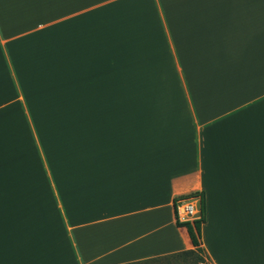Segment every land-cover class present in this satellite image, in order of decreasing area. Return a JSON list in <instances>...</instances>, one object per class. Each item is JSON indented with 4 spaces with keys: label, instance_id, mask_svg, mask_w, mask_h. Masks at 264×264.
<instances>
[{
    "label": "crops",
    "instance_id": "1",
    "mask_svg": "<svg viewBox=\"0 0 264 264\" xmlns=\"http://www.w3.org/2000/svg\"><path fill=\"white\" fill-rule=\"evenodd\" d=\"M188 194L211 264H264V0H0V264L192 249Z\"/></svg>",
    "mask_w": 264,
    "mask_h": 264
},
{
    "label": "trees",
    "instance_id": "2",
    "mask_svg": "<svg viewBox=\"0 0 264 264\" xmlns=\"http://www.w3.org/2000/svg\"><path fill=\"white\" fill-rule=\"evenodd\" d=\"M201 213L203 214V207H201ZM193 221H181L178 218L177 214V204H176V218H177V224L179 226H185L187 227L190 237L192 239V242L194 244V248L183 250L179 252H175L172 254H168L165 256H158L142 261L132 262L129 264H151L152 262H159L162 259L165 258H175L177 260H185V264H205L204 262L207 261L208 256L206 254L205 249L202 247L201 242V226L203 221V215ZM178 262V261H177ZM179 263V262H178Z\"/></svg>",
    "mask_w": 264,
    "mask_h": 264
},
{
    "label": "rangeland",
    "instance_id": "3",
    "mask_svg": "<svg viewBox=\"0 0 264 264\" xmlns=\"http://www.w3.org/2000/svg\"><path fill=\"white\" fill-rule=\"evenodd\" d=\"M57 106L56 109L60 110L61 112H67L66 115V119L65 120H52V119H47L45 121H35L34 122V128H35V132L36 134H39V130L41 129H60L61 130V136H57L55 139H60L61 143H67L69 141H73L74 136H73V132L75 129V122L74 119L72 118V116L70 114H72L74 112V108L75 106ZM63 130V131H62ZM50 132V131H49ZM40 138V137H38ZM36 137V139H38ZM52 139H54L53 137H51ZM179 263H178V262ZM185 260H177L175 258H165L162 259L159 262H152L151 264H185L184 262ZM205 264H211L210 261L207 259L206 262H204Z\"/></svg>",
    "mask_w": 264,
    "mask_h": 264
},
{
    "label": "built area",
    "instance_id": "4",
    "mask_svg": "<svg viewBox=\"0 0 264 264\" xmlns=\"http://www.w3.org/2000/svg\"><path fill=\"white\" fill-rule=\"evenodd\" d=\"M200 197L188 194L177 203V214L181 221H193L201 216Z\"/></svg>",
    "mask_w": 264,
    "mask_h": 264
}]
</instances>
